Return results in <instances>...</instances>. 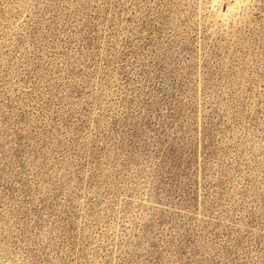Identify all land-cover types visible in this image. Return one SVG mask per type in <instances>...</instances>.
Masks as SVG:
<instances>
[{"label": "rangeland", "instance_id": "rangeland-1", "mask_svg": "<svg viewBox=\"0 0 264 264\" xmlns=\"http://www.w3.org/2000/svg\"><path fill=\"white\" fill-rule=\"evenodd\" d=\"M0 264H264V0H0Z\"/></svg>", "mask_w": 264, "mask_h": 264}]
</instances>
